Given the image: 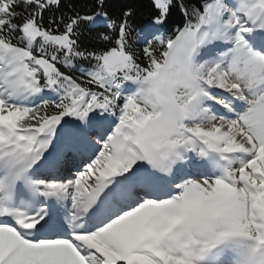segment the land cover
<instances>
[{
	"label": "snow or ice",
	"instance_id": "1",
	"mask_svg": "<svg viewBox=\"0 0 264 264\" xmlns=\"http://www.w3.org/2000/svg\"><path fill=\"white\" fill-rule=\"evenodd\" d=\"M0 264H264V0H0Z\"/></svg>",
	"mask_w": 264,
	"mask_h": 264
}]
</instances>
